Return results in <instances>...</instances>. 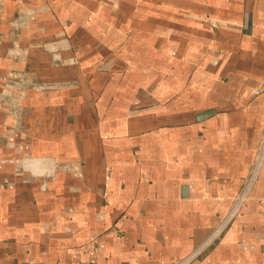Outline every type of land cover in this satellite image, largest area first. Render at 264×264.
<instances>
[{
    "label": "crops",
    "instance_id": "crops-1",
    "mask_svg": "<svg viewBox=\"0 0 264 264\" xmlns=\"http://www.w3.org/2000/svg\"><path fill=\"white\" fill-rule=\"evenodd\" d=\"M10 5L0 264H264V0Z\"/></svg>",
    "mask_w": 264,
    "mask_h": 264
},
{
    "label": "rangeland",
    "instance_id": "rangeland-1",
    "mask_svg": "<svg viewBox=\"0 0 264 264\" xmlns=\"http://www.w3.org/2000/svg\"><path fill=\"white\" fill-rule=\"evenodd\" d=\"M18 1L19 0H17V3H18ZM14 3L15 4V0H0V15L2 16V14L1 13H4V11L5 10H9V11H11L12 9H9V7H11L12 8V5H10V3ZM114 3H115V1H113ZM18 8V7H17ZM24 8H25V6H24ZM27 9V8H26ZM30 11H29V14L32 12V10L33 9H29ZM2 11V12H1ZM26 15V16H25ZM18 17L21 19V20H26V17H27V14H21V13H19V15H18ZM3 18H4V16H3ZM11 18V17H10ZM14 18H15V16L12 18V20H14ZM12 24V29L13 30H15V29H17L18 28V26H16L15 25V22H12L11 23ZM11 28V27H10ZM149 30H148V27H146V30L148 31V32H150V34H146V35H152V36H154V35H156L157 34V32L159 31V28H158V25H156V26H149ZM11 29V30H12ZM143 30L145 29V28H142ZM13 30L12 31H10V32H13ZM127 30H128V28H127ZM127 30H125V31H122V30H120L119 31V35L118 34H111L110 35V33L108 32V31H104V35H107V37L108 36H110V38H112L113 40H121L122 42L125 40V37H127V33H128V31ZM0 34H1V32H0ZM140 38V37H139ZM141 38H143L142 36H141ZM120 41V42H121ZM137 43H139V44H141L142 42L141 41H136ZM119 43V42H118ZM125 44V43H124ZM124 44L123 43H119V44H117V45H120L121 47L122 46H124ZM127 44V43H126ZM108 48H109V46H107ZM112 47H114V45L112 46ZM120 47V48H121ZM45 49H48L47 47H44ZM115 48V47H114ZM200 63V64H199ZM207 63H206V60L204 59V58H201V59H199V62H198V66H200V67H203V66H205ZM196 68H197V66H196ZM197 71H200L201 72V69H197ZM194 75V74H193ZM177 84V85H176ZM187 84V83H186ZM186 84H184L183 82H177V83H175V85L173 84V85H171V87H173V89H174V87H176L178 90H180L181 89V87L183 88V90H185V88H186ZM158 90L159 89V87L157 88H155L153 91H151V92H155V90ZM263 147H264V143H263ZM240 197V198H239ZM238 198H237V201H236V204L237 205H239V204H241V202H243V196H239ZM234 208H236V205H235V203H234Z\"/></svg>",
    "mask_w": 264,
    "mask_h": 264
},
{
    "label": "built area",
    "instance_id": "built-area-1",
    "mask_svg": "<svg viewBox=\"0 0 264 264\" xmlns=\"http://www.w3.org/2000/svg\"><path fill=\"white\" fill-rule=\"evenodd\" d=\"M183 262H186V261H182V263H178V264H183Z\"/></svg>",
    "mask_w": 264,
    "mask_h": 264
}]
</instances>
